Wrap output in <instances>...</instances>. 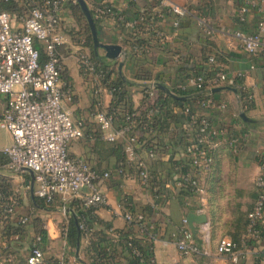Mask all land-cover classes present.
<instances>
[{"label": "built area", "instance_id": "1", "mask_svg": "<svg viewBox=\"0 0 264 264\" xmlns=\"http://www.w3.org/2000/svg\"><path fill=\"white\" fill-rule=\"evenodd\" d=\"M19 0H0V95L4 97V106L0 111V128L10 134V143L0 148V153L7 156L6 168L19 171L29 168L34 173V194L47 204H54L57 200L62 205L64 213L66 204L79 200L82 209L100 206L107 203V198L101 189V181L109 179L111 170H101L91 165L84 157L71 155L69 145L83 138L96 125L97 134L106 142L125 139V160L115 166L118 175L128 176L136 172L139 186L150 191L154 182L148 162L136 151L135 128L138 119L134 111L124 112V123L115 125V113L102 101L101 95L107 92L112 96L113 89H108L106 82L114 79L118 73V64L113 72L111 66L104 61L94 59L84 51L77 53L76 60L81 74L91 82L92 94L95 97L89 109V119L73 118L71 105L74 100V89L68 80L62 76V60L59 48L66 42L61 27V12L65 0H24L28 2L25 12L16 14L2 7L3 4L16 3ZM154 6L148 13H139L132 19H125L119 9L111 4L103 3L92 8L94 22L109 20L122 21L125 27L135 33L151 32L161 46L177 34L180 20L191 17L200 31L211 37L216 27L197 11L187 5H181L173 0H147ZM235 18L236 22L246 21L251 7L257 6V0H239ZM77 2V0H74ZM264 3V0H262ZM259 19L252 32L235 29L223 34L245 52L256 56L264 54V6L260 7ZM170 15L169 31L160 28V22ZM84 42V41H83ZM39 45L42 46L44 60L40 59ZM121 46V53L115 59L116 63L123 61L126 56L125 48ZM148 46L132 44L135 54H142ZM109 59V58H108ZM113 60V59H110ZM210 65L209 74L204 72L182 75L178 79H168L159 74L142 82L144 96H152L156 84L165 86L169 95L185 97L191 95V101L180 108L185 115L184 128L196 133L192 140L181 148L176 158L184 156L185 165L177 166V172L172 175L170 187L173 190L186 191L188 196H195L200 200L206 194V186L201 177L209 172L213 165V150L220 141L225 140L236 153L239 142L247 136L246 132L231 134L225 128H219L204 114L201 109L214 105L211 97L212 88L229 82L226 72L219 66L215 56L207 58ZM122 70V69H121ZM157 73V72H155ZM245 72L238 71L235 75L239 80ZM242 85H239L240 88ZM203 96L193 99L196 93ZM247 100H252L248 93ZM153 112L149 109L148 115ZM149 159L156 158L163 151H158L153 145L145 147ZM259 172L254 178L256 198L246 215V231L237 240L220 238L216 245V252L224 256L231 263H238L246 259L252 243L261 237L264 223V148L256 150ZM17 201L9 198L0 204V264H18L17 250L22 238L19 234H12L7 241L3 230L8 219H14L22 225L29 223V216L16 215ZM132 201L123 198L117 205L126 222L137 229L142 235L153 238L154 224L143 222V213L130 210ZM123 208V209H122ZM201 207L196 213H201ZM201 225L199 236L189 227L187 217H183L178 233L175 235V247L180 255L198 254L202 251L203 243L209 240V223ZM79 228L87 232V226L81 222ZM64 230V229H63ZM38 236H34L24 253V264H45L43 250L38 246ZM154 239V238H153ZM132 253L141 262L144 258L137 246L131 245ZM150 264H156L154 255L150 257Z\"/></svg>", "mask_w": 264, "mask_h": 264}, {"label": "crops", "instance_id": "2", "mask_svg": "<svg viewBox=\"0 0 264 264\" xmlns=\"http://www.w3.org/2000/svg\"><path fill=\"white\" fill-rule=\"evenodd\" d=\"M89 9L96 5L107 3L119 9L125 19H132L139 13H148L153 4L147 0H85ZM181 5H187L209 20L215 27L216 32L211 37H206L199 29L197 22L191 17H183L177 34L167 40L164 46L155 39L151 32L141 31L135 33L132 29L125 27L122 21L109 20L96 22L98 36L103 43L122 45L127 53L123 60L122 73L126 80L134 81L131 87L132 103L134 108L141 105L146 96L142 92V82L152 76L160 75L170 79H178L182 75L204 72L209 74L210 65L207 58L210 55L216 57L219 66L226 72L229 82L224 86L235 88L237 92L229 89L214 91L211 97L214 105L201 109L202 114L208 117L215 126L225 128L229 135L246 132L238 144V151L234 153L230 145L220 139L213 150V165L211 170L202 173L201 177L206 186V194L200 200L195 196H188V200L170 187L169 178L165 175L171 160L177 159L181 147H177L172 154L162 153L154 159H149L144 146H136L137 153L143 157L151 169V177L154 186L150 191L139 186L136 172H130L128 176L118 175L115 171V161L106 158L102 150L94 144L95 134L98 130L92 124L89 132L69 145L71 155L84 157L91 165L101 170H111L109 179L101 181V189L104 192L107 203L91 207L90 216L97 221L94 229H104L112 234L110 230L117 229L124 232H134L137 236L143 235L134 227L130 226L121 215L117 205L123 198L127 197L133 203L135 211H142L146 205L152 207V221L154 222L152 252L156 264H264V223L262 224L260 239L251 244L246 259L238 263H231L224 256L216 252V245L220 238H239L246 231V215L251 209L255 198L256 189L254 178L259 172L258 157L256 150L264 148V54L253 56L241 48L223 31L232 32L240 29L252 32L259 19L260 7L264 6L262 0H257V6L251 7L243 23H237L235 13L240 4L239 0H173ZM74 0H65L61 12V27L66 37V42L59 48L62 60V76L71 82L74 89V100L71 105L73 118H86L90 120L89 109L94 102L91 82L84 77L78 68L76 60L77 53L84 51L92 55V49L87 45L83 30L77 18L73 15L71 5ZM6 5V4H5ZM19 14L28 8V2L19 0L10 3ZM172 16L167 15L160 22L163 31H169ZM84 41V42H83ZM145 44L148 49L142 54H135L132 44ZM94 48V46H93ZM42 50V46L39 45ZM98 59L110 65L112 69L119 65L114 60L105 56L102 48H95ZM238 71L245 72L242 79L235 77ZM157 72V73H155ZM239 85H242L240 88ZM243 89L252 95V100L246 106L245 98L239 94ZM88 97V98H87ZM102 101L108 105L111 96L107 92L101 95ZM89 102V103H88ZM87 105V107H85ZM4 106V97L0 95V111ZM85 107V108H82ZM173 113L180 111V107L171 106ZM244 112L253 122H245L239 116ZM174 126L170 124L167 129L168 136H173ZM135 134L147 135L139 125L135 128ZM153 135V134H152ZM152 143L161 144L166 140L162 133L155 134ZM100 138V137H99ZM101 139V138H100ZM103 140V139H101ZM121 140V139H119ZM118 140V141H119ZM104 141V140H103ZM10 143L0 141V148ZM112 143V142H108ZM12 171V170H11ZM11 175L13 183L17 186V192L22 196V204L17 206L16 214L29 216V225L23 236L20 247L17 250L19 263L24 264V253L27 251L30 240L35 236L32 217H39L47 231L44 243L45 264H89L92 260L85 254L83 247L87 244V235L80 240L78 256L76 252L71 254L67 241L66 230L68 215L80 207L79 200H73L66 204V213L62 210V203L56 201L54 210L33 209L29 206L26 191L29 190L28 179L20 172L13 171ZM27 173V172H26ZM158 192L161 196L160 202H155ZM58 204V205H57ZM201 207L209 223V240L203 243L202 251L198 254L180 255L175 247V235L181 227L183 217L188 213H196ZM123 209V208H122ZM108 224L109 229L104 226ZM194 233L199 236L201 225L194 223ZM190 227V226H189ZM191 228V227H190ZM64 229V230H63ZM116 264H128V260L121 257Z\"/></svg>", "mask_w": 264, "mask_h": 264}, {"label": "trees", "instance_id": "3", "mask_svg": "<svg viewBox=\"0 0 264 264\" xmlns=\"http://www.w3.org/2000/svg\"><path fill=\"white\" fill-rule=\"evenodd\" d=\"M2 7L10 11H16V9L10 4H3ZM71 10L80 23L87 45L92 49V57L94 59H98L97 54H95V48H93L90 28L78 2L71 5ZM90 12L92 14V9H90ZM44 58V53L40 49L41 61H43ZM113 70L114 69L110 70V72H113ZM134 84V81L122 79L118 73L114 79L106 82L107 88L110 90L113 89L108 108L115 113V125L118 127L124 123L125 111H134L137 116L140 129L143 130L144 133H148L147 135L143 134L138 137L136 136L135 146L147 147L149 145H153L158 151L162 150L163 153L172 154L177 150V147L180 146L183 148L187 145L192 140L196 131L194 128L191 131H187L184 128V123L186 122L187 117H185V115H183L180 111L173 113L171 106L181 108L184 103L191 101V95H185V98H176L167 94L162 89H156L152 96H146L142 99L141 105L138 108H134L131 95V87L134 86ZM238 91L240 96L245 98L246 103H243V105L245 104L247 106L250 103V100L248 101L246 98L248 95L247 91L243 89H239ZM202 96L203 93L199 92L193 96V99L200 98ZM149 109H152L153 112L148 115ZM170 124H173L175 128L174 134L171 137L168 136L169 132L167 133V129ZM158 133H162V136H166V140L162 141L161 144L156 145V143H152V141L155 140L156 136L154 135H157ZM95 134H97V132ZM94 144L97 148L103 151L106 158L112 157L114 159L115 166L121 165L124 162L126 156L124 138L119 141L117 140L112 143H108L101 140L99 135H97ZM7 160V156L0 153V164L5 165ZM169 162L170 166L166 170L164 169V172L166 171L165 175L169 178V180H171L172 175L177 172V166H180L181 164L185 165L186 159L184 156H181L179 159L171 160ZM20 174L25 179L29 178V174L24 171H21ZM16 187L17 186L13 183L12 179L10 181L4 177H0V204L8 201L9 198H13L17 201L16 209L18 205L22 204V196L17 192ZM177 192L180 194L182 199L187 195L186 191L183 190L176 191V193ZM154 194L157 196V198H155V202H160L161 196L158 192H155ZM26 198L29 206L35 210H54L56 208V205L45 203L35 194L32 198L29 190L26 191ZM132 207L133 204L130 210L133 213L136 212ZM89 209L91 208H78L77 211H73L75 217L72 214L68 215L66 236L70 246L69 252H71V254H74V251L76 252L77 242L80 241L82 237L87 235L88 241L83 247V251L92 258L89 264H116L120 261L121 257L128 260V264H150L149 260L153 255V238L148 237V235L139 237L134 232H124L123 230L117 229L110 230L112 234L105 232L104 229H94L93 223L97 220L90 216ZM140 212L143 213V222L154 223L151 217L153 214L152 207L146 205ZM16 215L19 216L18 214ZM81 222H84L87 226V232L79 228ZM31 223L34 226L35 235L40 238L38 246L43 250L44 243L47 238V231L39 217L33 216ZM27 225H29V223L22 225L14 219H8L3 230V235L7 238L8 242L11 241L9 237L12 234H19L23 239V236L26 234ZM104 225L106 229L110 228L108 224L104 223ZM232 239L237 240L238 238ZM128 243H131V245L137 246L140 249L144 258L143 262H141L140 259L132 253V247L129 246Z\"/></svg>", "mask_w": 264, "mask_h": 264}, {"label": "water", "instance_id": "4", "mask_svg": "<svg viewBox=\"0 0 264 264\" xmlns=\"http://www.w3.org/2000/svg\"><path fill=\"white\" fill-rule=\"evenodd\" d=\"M77 2L79 4L81 11H82L83 15L85 16L86 21L88 23V26L90 28L94 48L100 47L105 51V56L107 58L113 59V60L117 59L119 57V54L121 53V46L119 44L101 42L99 39V36H98V31H97L95 22L93 20V17L91 15L90 9H89L86 1L85 0H77ZM122 65H123V61H120L119 65H118V74L122 79H125V77L122 73V70H121ZM156 87H158L159 89H162L165 92L170 94V91L165 86H163L161 84H156ZM223 89H229L235 93L237 92V90L235 88H232L230 86L215 87V88H212V92L220 91ZM172 96H174L176 98H185V97L176 96V95H172ZM239 116L245 122H253V120L251 118H249L244 112H240ZM19 171H24V172H27L29 174L30 179L28 180V185H29L31 197L33 198V196H34V173H33V171L31 169L25 168V167L21 168ZM71 213L75 217L74 213L73 212H71ZM187 220H188L189 226L191 227L192 231H195L193 224L194 223L202 224V223L206 222V216H205V214L188 213ZM79 244H80V241L77 242L76 256H78V253H79Z\"/></svg>", "mask_w": 264, "mask_h": 264}, {"label": "rangeland", "instance_id": "5", "mask_svg": "<svg viewBox=\"0 0 264 264\" xmlns=\"http://www.w3.org/2000/svg\"><path fill=\"white\" fill-rule=\"evenodd\" d=\"M85 107H87V105ZM85 107H82V108H85ZM9 140H11L10 134L6 130L0 128V141H9ZM13 174H15L13 171L6 168L5 165L0 164V177H4L10 181L12 179V181H13V178L11 176Z\"/></svg>", "mask_w": 264, "mask_h": 264}]
</instances>
